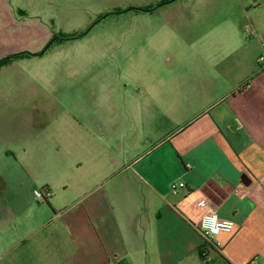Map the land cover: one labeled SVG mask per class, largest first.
<instances>
[{"label": "crops", "instance_id": "crops-1", "mask_svg": "<svg viewBox=\"0 0 264 264\" xmlns=\"http://www.w3.org/2000/svg\"><path fill=\"white\" fill-rule=\"evenodd\" d=\"M251 35L199 45L181 108L155 100L93 122L78 140L92 156L75 167L92 180L74 196L46 184L42 203L0 175V264H264V31ZM176 181L186 188L173 194ZM203 199L234 225L213 243L199 230Z\"/></svg>", "mask_w": 264, "mask_h": 264}, {"label": "rangeland", "instance_id": "rangeland-1", "mask_svg": "<svg viewBox=\"0 0 264 264\" xmlns=\"http://www.w3.org/2000/svg\"><path fill=\"white\" fill-rule=\"evenodd\" d=\"M259 29L264 0H0V61L29 53L0 65V175L74 196L92 180L75 167L92 156L78 140L93 122L155 100L181 108L199 45L250 43Z\"/></svg>", "mask_w": 264, "mask_h": 264}, {"label": "built area", "instance_id": "built-area-1", "mask_svg": "<svg viewBox=\"0 0 264 264\" xmlns=\"http://www.w3.org/2000/svg\"><path fill=\"white\" fill-rule=\"evenodd\" d=\"M262 67L264 68V54L261 57ZM186 188V184L183 181H176L171 184V192L173 194H178L181 189ZM35 196L38 199L44 200L46 197L50 196L49 190L35 191ZM199 207L205 208L208 207L207 212L202 216V219L199 224V230L203 236L209 241L212 242L216 237L222 233H231L234 230V225L231 223V228H222L221 225L225 221L219 214L216 207H211L206 199H203L199 202ZM217 217L215 223L212 222V218ZM220 228L219 233H214L212 229Z\"/></svg>", "mask_w": 264, "mask_h": 264}, {"label": "clouds", "instance_id": "clouds-1", "mask_svg": "<svg viewBox=\"0 0 264 264\" xmlns=\"http://www.w3.org/2000/svg\"><path fill=\"white\" fill-rule=\"evenodd\" d=\"M216 220H217V217H213V218H212V222H213V223H215ZM231 226H232V225H231V222H230V221H224V222L222 223V225H221L222 228H231ZM212 231H213L214 233H219L220 228L212 229Z\"/></svg>", "mask_w": 264, "mask_h": 264}, {"label": "trees", "instance_id": "trees-1", "mask_svg": "<svg viewBox=\"0 0 264 264\" xmlns=\"http://www.w3.org/2000/svg\"><path fill=\"white\" fill-rule=\"evenodd\" d=\"M58 38H55V40H57ZM45 52V51H44ZM23 56H29V53H20V54H16V55H13L7 59H3L0 61V65H3L5 64V62L11 60V59H16V58H20V57H23ZM45 190V189H44Z\"/></svg>", "mask_w": 264, "mask_h": 264}, {"label": "water", "instance_id": "water-1", "mask_svg": "<svg viewBox=\"0 0 264 264\" xmlns=\"http://www.w3.org/2000/svg\"><path fill=\"white\" fill-rule=\"evenodd\" d=\"M146 12H148V13H149V12H151V10H149V11H146Z\"/></svg>", "mask_w": 264, "mask_h": 264}]
</instances>
